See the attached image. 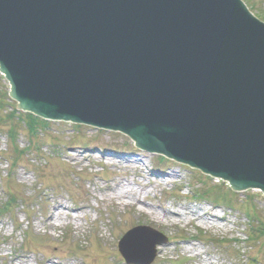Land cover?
<instances>
[{
  "label": "water",
  "instance_id": "1",
  "mask_svg": "<svg viewBox=\"0 0 264 264\" xmlns=\"http://www.w3.org/2000/svg\"><path fill=\"white\" fill-rule=\"evenodd\" d=\"M0 74L18 110L264 196V23L239 0H0Z\"/></svg>",
  "mask_w": 264,
  "mask_h": 264
},
{
  "label": "rangeland",
  "instance_id": "2",
  "mask_svg": "<svg viewBox=\"0 0 264 264\" xmlns=\"http://www.w3.org/2000/svg\"><path fill=\"white\" fill-rule=\"evenodd\" d=\"M244 1L264 21V0ZM7 93L0 76V264H125L117 244L139 225L167 238L151 264H264L259 192L160 163L120 133L58 121L30 133L24 113L7 118L16 110ZM207 189L226 200L198 199ZM205 210L224 221L196 219Z\"/></svg>",
  "mask_w": 264,
  "mask_h": 264
},
{
  "label": "bare ground",
  "instance_id": "3",
  "mask_svg": "<svg viewBox=\"0 0 264 264\" xmlns=\"http://www.w3.org/2000/svg\"><path fill=\"white\" fill-rule=\"evenodd\" d=\"M244 6H246V3L240 1ZM142 158V157H141ZM121 161V160H120ZM139 165L141 164L143 167L145 166V163L143 160L140 159V161H136ZM217 179V180H215ZM215 179H212L214 180L215 182L218 183H221L220 180H218V178H215ZM158 182V180L156 181ZM227 182H225L226 184ZM228 184V183H227ZM254 191V190H253ZM59 207H61L59 205ZM165 211V210H164ZM166 213V212H164ZM168 216L170 217V219L172 217H180V213L178 212H171L169 211L168 212ZM193 216H196V215H193ZM196 219H200V220H203L205 223H208L211 224L210 226H214V224H216V222H219V219L220 221H224L223 217H221L217 212H213V211H208V210H205L204 212L201 213V216L197 215L196 216ZM130 243L129 246H130V250L134 251V252H137L139 253L140 255H144V250H149V246L148 244L144 243L143 240H142V237L141 236H135L133 237L131 240H130ZM197 255V254H196Z\"/></svg>",
  "mask_w": 264,
  "mask_h": 264
},
{
  "label": "trees",
  "instance_id": "4",
  "mask_svg": "<svg viewBox=\"0 0 264 264\" xmlns=\"http://www.w3.org/2000/svg\"><path fill=\"white\" fill-rule=\"evenodd\" d=\"M27 125H32L33 127L36 125L38 126L37 120H35L32 116L28 115V120L26 121Z\"/></svg>",
  "mask_w": 264,
  "mask_h": 264
}]
</instances>
